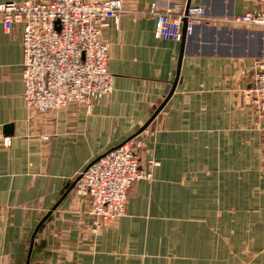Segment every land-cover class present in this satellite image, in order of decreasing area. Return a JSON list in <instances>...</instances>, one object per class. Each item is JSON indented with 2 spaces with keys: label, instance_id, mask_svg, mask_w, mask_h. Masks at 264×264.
Returning <instances> with one entry per match:
<instances>
[{
  "label": "crops",
  "instance_id": "crops-1",
  "mask_svg": "<svg viewBox=\"0 0 264 264\" xmlns=\"http://www.w3.org/2000/svg\"><path fill=\"white\" fill-rule=\"evenodd\" d=\"M187 1L123 0L102 33L112 91L89 113L76 104L30 110L23 26L0 25V264H264V117L243 91L264 59V33L203 24L181 54V42L155 38L147 11ZM190 4L218 17L257 6ZM156 110L135 135L140 169L156 163L152 177L131 184L123 216L93 231L74 179Z\"/></svg>",
  "mask_w": 264,
  "mask_h": 264
},
{
  "label": "built area",
  "instance_id": "built-area-1",
  "mask_svg": "<svg viewBox=\"0 0 264 264\" xmlns=\"http://www.w3.org/2000/svg\"><path fill=\"white\" fill-rule=\"evenodd\" d=\"M238 16H213L202 5H168L159 10L151 4L147 13L155 21L157 39L181 42L200 25H243L264 33V0ZM124 12L123 0H26L0 3V25L6 31L23 26V100L37 113L80 105L89 113L95 103L110 93L113 76L108 70L109 45L102 33ZM244 96L254 112L264 117V59L257 61ZM147 131V129H144ZM10 144L7 138L1 140ZM140 136L93 160L76 176L74 192L85 198L93 231L125 214L127 192L139 179H150L139 167Z\"/></svg>",
  "mask_w": 264,
  "mask_h": 264
},
{
  "label": "water",
  "instance_id": "water-1",
  "mask_svg": "<svg viewBox=\"0 0 264 264\" xmlns=\"http://www.w3.org/2000/svg\"><path fill=\"white\" fill-rule=\"evenodd\" d=\"M189 4H190V0H188L186 2V7L189 6ZM185 23H186V20L183 19V25H182V27H183V34H182V40H181V54H182V51H183V48H184V42H185V39H186V36H185ZM180 58H181V55H180ZM157 112H158V110H156L155 113L152 115V117L143 125V127H141L137 131V133L134 134L133 136H131L130 138H133L135 135H137L138 133L142 132V130H144L149 125V123L152 121V119L154 118V116L156 115ZM3 129H8V131H5L4 132L5 135H9V136L12 135V131H10L11 130V126L10 125L9 126H5ZM129 139H127V140H129ZM98 158H100V157H98ZM98 158H96L95 160H97ZM75 180L76 179H74L73 185L75 184Z\"/></svg>",
  "mask_w": 264,
  "mask_h": 264
},
{
  "label": "rangeland",
  "instance_id": "rangeland-1",
  "mask_svg": "<svg viewBox=\"0 0 264 264\" xmlns=\"http://www.w3.org/2000/svg\"><path fill=\"white\" fill-rule=\"evenodd\" d=\"M262 60H263V59H262ZM258 61H260V60H258ZM130 139H132V138H130ZM130 139H129V140H130ZM126 141H128V140H126ZM126 141H124L122 144H124ZM151 162H153V160H148V161H147V164L150 165Z\"/></svg>",
  "mask_w": 264,
  "mask_h": 264
}]
</instances>
